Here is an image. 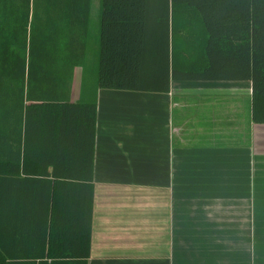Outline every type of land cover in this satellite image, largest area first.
<instances>
[{
  "label": "crops",
  "instance_id": "obj_1",
  "mask_svg": "<svg viewBox=\"0 0 264 264\" xmlns=\"http://www.w3.org/2000/svg\"><path fill=\"white\" fill-rule=\"evenodd\" d=\"M100 13L92 0L87 56L97 57ZM96 62L85 68L92 78L75 69L71 92L73 102L97 101L92 185L82 163L81 178L69 167L55 182L6 179L13 246L52 250L55 218L67 235L55 244L82 251L84 212H92L88 264H264V123L252 116L251 82L97 88Z\"/></svg>",
  "mask_w": 264,
  "mask_h": 264
},
{
  "label": "trees",
  "instance_id": "obj_2",
  "mask_svg": "<svg viewBox=\"0 0 264 264\" xmlns=\"http://www.w3.org/2000/svg\"><path fill=\"white\" fill-rule=\"evenodd\" d=\"M91 3L0 0V189L6 179L81 178V163L92 185L97 101H71L75 69L87 67ZM96 60L97 88L168 92L174 80L250 81L252 116L264 123V0H101ZM84 213L82 251L55 244L67 236L55 218L52 250H20L0 196V264H88L92 212Z\"/></svg>",
  "mask_w": 264,
  "mask_h": 264
},
{
  "label": "rangeland",
  "instance_id": "obj_3",
  "mask_svg": "<svg viewBox=\"0 0 264 264\" xmlns=\"http://www.w3.org/2000/svg\"><path fill=\"white\" fill-rule=\"evenodd\" d=\"M183 13H184L183 12V7L179 6L178 7V12L175 14V16L177 17L178 20H179V18L181 17V15ZM95 58H96L95 56H93V57L92 56H87V58L85 59V62H88L89 66H91L92 64L94 65ZM84 68H86V66ZM92 75H94L92 72L91 73H84V71H83V73L81 72L79 74L81 80H83L86 77L92 78ZM77 76H78V74H77ZM83 76H84V78H83ZM75 79H76V73H74V77H73V80H75ZM72 86H73V82H72Z\"/></svg>",
  "mask_w": 264,
  "mask_h": 264
}]
</instances>
